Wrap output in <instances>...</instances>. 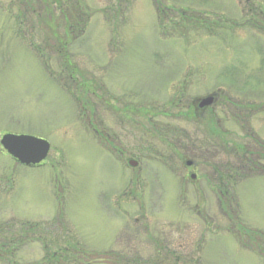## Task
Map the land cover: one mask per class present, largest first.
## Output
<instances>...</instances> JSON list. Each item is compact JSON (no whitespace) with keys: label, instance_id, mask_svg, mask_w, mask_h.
<instances>
[{"label":"rangeland","instance_id":"rangeland-1","mask_svg":"<svg viewBox=\"0 0 264 264\" xmlns=\"http://www.w3.org/2000/svg\"><path fill=\"white\" fill-rule=\"evenodd\" d=\"M160 1L163 21L153 0L124 20L118 0H0V140L50 145L30 168L0 145V264H264V174L247 172L264 165V37L235 27L244 0ZM209 112L220 136L194 122ZM156 125L205 139L178 165Z\"/></svg>","mask_w":264,"mask_h":264},{"label":"trees","instance_id":"trees-1","mask_svg":"<svg viewBox=\"0 0 264 264\" xmlns=\"http://www.w3.org/2000/svg\"><path fill=\"white\" fill-rule=\"evenodd\" d=\"M244 1H245V6L246 7L245 6H244V8L242 7V9H243L242 10V15L243 16L241 17L239 23H235V27L237 29L239 28V29H243V30L245 29L247 31H254V32H256L259 35H262L264 37V0H244ZM56 2H57V0L56 1L53 0L52 3L54 4ZM239 2L242 3L243 0H239ZM46 3H48V1H46ZM58 3H59V1H58ZM117 4H118L119 9H118V11H117V9L114 11L112 17L117 19L118 16L121 15L120 18H119L121 20V18H123L121 12L127 11L128 7L131 4V0H118ZM153 5L156 8V11H157V14H158V17H159L160 21H163L162 15H164V14H163V11H162L161 1L160 0H153ZM46 6H47L46 11H47V14H48L47 18L48 17L50 18L52 10H51L50 6H48V5H46ZM48 7H50V9H48ZM62 16H63V12L61 13V17ZM123 20H124V18H123ZM182 20H183V18H182ZM78 27L79 26H77L76 28H78ZM54 28H56V25L54 26V23H53V25L51 26L50 30H52V32H53ZM62 28L64 29L65 37H67L66 39L72 40L73 38H75L77 36V34L73 31L75 27L72 26L70 19H66V26H65V21H64V24H63ZM80 29H81L80 33L83 32L86 29V23L83 26H81ZM53 35H54V33H53ZM57 40H58L57 42H59V45H60V49H59L58 52L61 54V58L63 60H65L66 58L68 59L69 58V54H68V50H67V46L68 45H65V43H67V41L64 39L65 42L63 44V43H61V41H64L63 39L62 40L60 39L61 41L59 39H57ZM71 69H72L71 73L70 74L67 73V75L69 76V78H70V80L72 82H77L78 79L74 78V76H73L74 75V71H73L74 68H71ZM220 99H221V97L218 99L216 104L219 103ZM229 99L225 100V102H227V101L230 102ZM179 105H180V103H178L177 107ZM233 106L234 105H231V107H233ZM189 109L191 110L190 106H187L185 110H181V108L180 109H176V111H178L177 112L178 115H174L173 114L172 116L175 119H177V120H183V121L190 122L189 117L191 118L192 115L190 114L188 116V114H182L181 113L182 111H186V112L188 111L189 112ZM236 109H238V107H236ZM139 113L144 115V116H146L145 113L143 114L142 111L139 112ZM161 114L164 115V112L161 111ZM212 115H213L212 112H209V115L206 116L207 118H205L204 122L202 120L201 121L195 120L194 122L197 123V124L204 123V126H205L206 130H208L209 133L215 134V135L218 134V136H220L219 134L220 133L222 134V129L223 128L220 125L219 121H217V119H213L212 118L213 117ZM237 119H238V117H237ZM156 126H158L157 129H158V131L160 133H162V130L164 132L166 131L165 133H166V136H167V139H168V148H166V151L174 150V152L177 153L178 165H182V163H184L185 160H188V158H190L189 155L191 154V152L198 151L196 149V146L194 145L196 142L192 143L195 140V138L204 137V139H205V136L201 135L200 132L191 133L190 130H186V129L170 130L167 127H165V130H164L163 128H161L163 126H161V125H156ZM153 127H154V125H153ZM198 135H200V136H198ZM257 142H259V141H257ZM260 147H261V149H263V147L261 145H260ZM233 150H235L238 153H242V154L245 155V153L243 152L244 149H241V148L238 149L237 146H234L233 149L230 148V150H229L230 153L228 152L227 154L235 156L231 152ZM226 152H227V150H226ZM250 156L253 157V155H250ZM168 157H166V159ZM253 162L254 161H251V160L248 161V159H247V166L250 167V170H247V172H252V173H258L259 172V173L264 174V168H263L264 165H262L260 167L257 164H253ZM263 162H264V159H263ZM249 163H250V165H249ZM251 167H253V168H251ZM218 174L219 173L216 170H213V171H211L210 176H209L208 179L211 180V181L215 180L216 176H218V177L220 176ZM217 179L220 180V182H221L223 178H217ZM218 193H219V191H218ZM219 194H222V193L220 192ZM242 245H243V247H246V243L243 240H242ZM260 254L263 255L262 253H260Z\"/></svg>","mask_w":264,"mask_h":264},{"label":"water","instance_id":"water-1","mask_svg":"<svg viewBox=\"0 0 264 264\" xmlns=\"http://www.w3.org/2000/svg\"><path fill=\"white\" fill-rule=\"evenodd\" d=\"M216 101V95L211 94L206 98L195 101L194 105L199 109L212 106ZM2 149L20 165L33 167L40 165L48 156L50 145L47 141L27 135L5 134L0 140ZM190 165V163H187ZM135 166L134 162H129Z\"/></svg>","mask_w":264,"mask_h":264}]
</instances>
